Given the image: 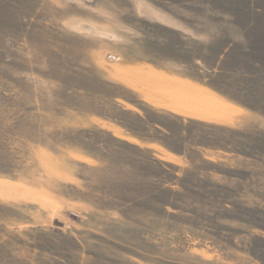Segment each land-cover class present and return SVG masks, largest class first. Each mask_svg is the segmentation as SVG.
Wrapping results in <instances>:
<instances>
[{
    "label": "rangeland",
    "instance_id": "rangeland-1",
    "mask_svg": "<svg viewBox=\"0 0 264 264\" xmlns=\"http://www.w3.org/2000/svg\"><path fill=\"white\" fill-rule=\"evenodd\" d=\"M0 264H264V0H0Z\"/></svg>",
    "mask_w": 264,
    "mask_h": 264
},
{
    "label": "bare ground",
    "instance_id": "bare-ground-1",
    "mask_svg": "<svg viewBox=\"0 0 264 264\" xmlns=\"http://www.w3.org/2000/svg\"><path fill=\"white\" fill-rule=\"evenodd\" d=\"M174 84V83H173ZM172 84V85H173ZM201 93H203V92H201ZM187 94V93H186ZM189 94V93H188ZM185 95V94H184ZM183 96V95H182ZM178 97V96H177ZM184 97V96H183ZM177 99V98H176ZM178 100V99H177ZM180 100V99H179ZM201 100V99H200ZM220 103V102H219ZM225 105H227L228 106V104L227 103H225ZM218 106H220V105H218ZM230 107V106H229Z\"/></svg>",
    "mask_w": 264,
    "mask_h": 264
}]
</instances>
